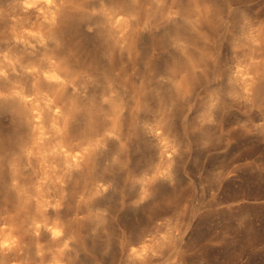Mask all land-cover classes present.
I'll return each mask as SVG.
<instances>
[{"label":"rangeland","instance_id":"374dc122","mask_svg":"<svg viewBox=\"0 0 264 264\" xmlns=\"http://www.w3.org/2000/svg\"><path fill=\"white\" fill-rule=\"evenodd\" d=\"M30 2L0 0V65L7 58L19 73L8 68L7 80L0 77V92L15 83L33 95V77L22 70L48 55L63 61L71 75L77 76L76 91L67 87L58 101L73 105L69 125L74 144L107 131L114 137L104 138L105 146H98L85 174L69 187L78 201L98 185L110 189L108 197L95 195L90 210L83 211L79 202H72L60 211L65 221L84 216L75 225L81 245L73 263L125 264L122 247L129 238L149 230L161 218V210L176 214L187 204L189 217L196 219L178 247L197 264H264V127H255L264 120V81L254 88V103L262 111L225 108L217 115L212 148L201 149L206 137L192 132L199 97L218 85L227 90L215 77H225L236 65L232 44L241 35L244 19L264 20V0H102L105 8L124 18L122 24L116 20L115 28L103 16L91 15L92 9L101 7V0H91L86 13L63 8L64 18L78 26V32L65 40L52 35L37 14H24ZM88 27L94 30L88 32ZM40 31L48 34L42 46L34 38L26 46L16 42L25 33ZM203 53L214 56L215 63ZM187 79L193 95L181 101L176 89L186 93ZM40 90L51 93L53 89L42 83ZM191 103L196 108L189 115ZM30 119L17 105L0 102V208L18 214L27 225L34 218L53 225L59 220L57 214L34 217L36 208L31 203L28 209L22 208L12 191L13 180L18 178L30 195H36L34 199L40 192H52L36 184L34 172L20 162V149L30 141L22 125H29ZM158 122L181 145L180 156L173 157L175 183L158 182L151 202L136 205L139 185L129 177L154 170L162 146L158 137L150 141L154 134L149 130ZM190 142L191 150L184 151ZM218 171L232 175L222 187H212L207 178ZM212 191L217 192L215 199ZM171 262L165 256L153 264Z\"/></svg>","mask_w":264,"mask_h":264},{"label":"clouds","instance_id":"9594fccd","mask_svg":"<svg viewBox=\"0 0 264 264\" xmlns=\"http://www.w3.org/2000/svg\"><path fill=\"white\" fill-rule=\"evenodd\" d=\"M89 3H91V0H32L26 7L35 8L40 12L44 17L45 23V21L51 18V13H55L56 15L61 8L66 9L70 13H86L88 12L86 5ZM45 13L48 15H44ZM91 15L103 16L112 28H115L116 20L123 17L105 8L102 0L100 9H92ZM86 30L92 32L94 29L93 27H88ZM50 40L51 37L48 43ZM205 42L208 43V39ZM231 51L234 58H237L236 65L225 77L220 75L215 77V81L226 85L227 90L222 91L221 86L218 85L210 89L205 95L199 97L201 103L199 110L195 112L194 119L196 126L192 128V132L206 137L200 144L201 149L204 150L212 148L213 129L218 123L217 115L225 108L231 107L233 111L243 109L249 113L262 111V107L254 103V88L260 81H264V20L256 22L251 19H244L241 25V35L233 42ZM204 55H207V59L215 63L216 58L214 56L203 53ZM257 56L259 58H255ZM43 64H46L47 67H42ZM8 68H11L13 74L19 75L16 72L15 63H10L7 58H3V63L0 65V77H4L7 80L9 75ZM198 69L197 72L203 73V68ZM24 72L33 77L32 88L35 90L34 94L26 96L24 89L19 84L13 83L9 90L0 92V100L5 102L15 100L26 106L31 117L29 122L32 125V132L35 137L32 145L34 151L29 152L28 155H39L43 159L47 156L62 154L64 151L83 154L84 149L98 143L100 145L99 148L105 146L102 141L105 137H109L107 135L109 131L93 140L74 145L71 151L64 144V140L68 134V121L70 113L73 111V105L58 104V101L67 87H72L73 91H76L75 82L77 76L71 75L68 69L63 66V61H58L48 55H42L39 63L25 68ZM49 72H56L60 79L55 81L49 80L46 75ZM205 79L207 80V77ZM42 83L55 87L51 93L41 91L40 86ZM187 89L186 93L183 90L178 91L176 89L181 101L193 95L194 89L192 84L188 82V79ZM195 108V103L189 104L187 109L188 114L191 115ZM45 111L51 113V119L47 127L44 124ZM116 118L119 117L117 116ZM185 120H187V116H185ZM161 121H163V114L161 115ZM241 127L245 126L241 125ZM255 127H264V120L260 124L255 125ZM149 131L159 138L162 152L151 174H145L139 178L129 177L134 185H139L138 199L134 201L136 205L151 202L153 198L152 189L158 182L166 181L170 185L175 183L173 171L175 161L173 157H179L181 154L180 143L165 133L164 123L158 122ZM248 131L249 133L251 132V130ZM49 141H55L56 143L50 149H46L47 142ZM215 142L219 143V138H216ZM122 146L125 147L123 143H121L120 147ZM190 150L191 142L189 147L185 148L184 151ZM13 170H15V165L13 166ZM231 175V172L227 175H224L221 171L214 172L208 176V183L212 187L216 185L222 187L223 182L229 179ZM107 190L108 188L105 186L103 192H107ZM211 195L215 199L217 192L212 191ZM160 216L161 218L155 220L154 233L147 237L145 242L141 243L138 247H131L128 250V259L133 264H146L147 258L156 259L162 257L165 252L170 256H176V259H173L171 264H176V260L179 259L180 251L178 246L184 243L196 216L191 215L189 217L187 204H184L181 211L176 214H173L171 211L161 210ZM37 228H39V225H37ZM36 235H39V232ZM13 253L17 258L12 259L11 264H22L18 259L23 254L21 248L12 244L11 241L8 244H5L3 241L0 242V256L8 257ZM0 264H5V261L0 259Z\"/></svg>","mask_w":264,"mask_h":264},{"label":"bare ground","instance_id":"6f19581e","mask_svg":"<svg viewBox=\"0 0 264 264\" xmlns=\"http://www.w3.org/2000/svg\"><path fill=\"white\" fill-rule=\"evenodd\" d=\"M33 13L37 14V17L42 19L44 23V17L35 8H24V14ZM123 21V17L117 19V23L119 24H122ZM45 23L44 24L50 28V33L52 35L58 36L63 40H65L68 35L70 36L72 32H78V26L71 22V20L64 18L63 8H61L56 15L55 13H51V18L45 21ZM31 38L37 40L39 46H42L45 44L48 34L43 31H40L38 34L25 33L18 37L16 42L21 46H26L29 45V40ZM22 72L26 74L24 69ZM46 75L49 80L55 81L60 79L56 72H49L46 73ZM8 76H10V74ZM48 87L53 89L55 86ZM24 94L26 96H31L26 93ZM0 102L3 104L17 105L21 113H29L26 106L18 101L13 100L5 102L0 100ZM58 104L60 103L58 102ZM49 116H51V113L45 111V127H47L50 121ZM22 126L23 129L29 131L30 141L25 147H21L20 149V162L26 163L28 170L34 172L36 178L33 180L36 181V184H40L41 187L52 190V192L49 194L40 192L37 198L34 199L36 195H30L27 191L28 187L23 185L18 178L13 180L12 191L18 196L20 204L23 205L22 208L28 209L30 203L36 208L34 217L41 215L44 217L50 213H55L59 216V220L51 225L39 218H34V220L27 225L26 221L18 214L14 216L9 210L2 212L0 208V242L3 241L5 244H8L9 241H11L12 244L21 248L23 254L20 255L18 259L22 264H74L73 255L79 252V247L81 245L79 232L75 225L76 223L79 224L81 221L83 222L84 216L78 214L75 217V221H65L60 217V211L66 203L69 205L72 202H79L83 211L90 210L95 195L100 199H106L108 197L110 189L108 188L107 192H103L104 186L101 185L92 187L88 192H85L80 197L79 201V197L76 193L69 192L71 182L85 174L86 169L95 155L94 153L97 151L99 143L90 145L89 148L84 149L83 154L64 151L62 154L47 156L41 159L39 155H28L29 152L34 151L32 145L35 141V137L32 132L31 124L25 125L23 123ZM149 138L151 142L158 140L155 135H151ZM103 142L104 140L102 143ZM55 143V141L47 142L46 149H50ZM64 144L69 148V151L76 145L72 140L69 121L68 134L64 140ZM152 191L154 192V187ZM37 225H39V228H37ZM37 232H39V235H36ZM153 233L154 224L152 223L149 230L137 233L129 238L127 244L122 247L125 264H133V262L128 259V250L131 247H138ZM31 237H33V239L30 240ZM65 245H67V247H65ZM179 251L180 255L179 259L176 260V264H182V262L183 264H197V262L191 258V255L187 254L181 247H179ZM165 256H169L172 260L176 259L175 255L170 256L165 252L162 257L156 259L151 257L147 258L146 264H153L155 260H160ZM14 258H17L14 253L10 254L8 257L0 256V259H3L5 264H11Z\"/></svg>","mask_w":264,"mask_h":264}]
</instances>
